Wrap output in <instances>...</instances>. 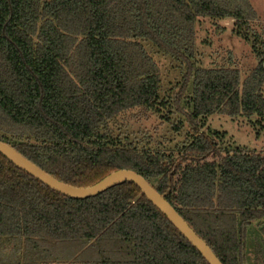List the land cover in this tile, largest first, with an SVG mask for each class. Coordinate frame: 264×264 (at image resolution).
<instances>
[{"label": "trees", "instance_id": "1", "mask_svg": "<svg viewBox=\"0 0 264 264\" xmlns=\"http://www.w3.org/2000/svg\"><path fill=\"white\" fill-rule=\"evenodd\" d=\"M220 20L254 58L243 76L198 57V25ZM255 20L247 0H0V141L72 187L132 171L221 264H247L251 224L264 237V154L206 120L264 128ZM0 264L207 263L134 185L74 200L0 155Z\"/></svg>", "mask_w": 264, "mask_h": 264}, {"label": "rangeland", "instance_id": "2", "mask_svg": "<svg viewBox=\"0 0 264 264\" xmlns=\"http://www.w3.org/2000/svg\"><path fill=\"white\" fill-rule=\"evenodd\" d=\"M247 1L256 14V20L250 22V26L257 34L264 36V0ZM215 24L216 26H211L207 22H202L198 25V57L207 67L222 65L229 58L240 71L241 76H243L254 68L256 64L248 45L232 34L231 20H220ZM254 121L256 120H248L243 117L230 119L224 116L213 115L206 120V127L211 132L223 134V144L226 146L245 148L255 153L264 154V128H262V125L254 123ZM150 124H156L153 118L146 125L149 126ZM0 126H6L1 117ZM261 223V226H264V221ZM257 225L256 223L251 224L247 231L245 255L249 262L247 264H250L255 242H260L264 238L260 231V226L258 227Z\"/></svg>", "mask_w": 264, "mask_h": 264}, {"label": "water", "instance_id": "3", "mask_svg": "<svg viewBox=\"0 0 264 264\" xmlns=\"http://www.w3.org/2000/svg\"><path fill=\"white\" fill-rule=\"evenodd\" d=\"M0 155L16 169L26 173L49 190L74 200H86L125 183L134 185L144 198L174 227V229L193 247L207 264H221L210 248L184 222L170 204L159 195L149 183L138 174L129 170L110 173L99 182L85 188L64 184L45 173L15 149L0 141Z\"/></svg>", "mask_w": 264, "mask_h": 264}]
</instances>
